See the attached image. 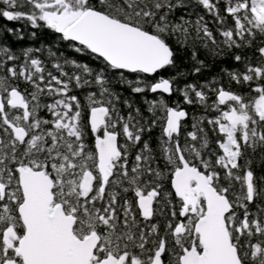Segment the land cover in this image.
Returning a JSON list of instances; mask_svg holds the SVG:
<instances>
[{
  "label": "snow or ice",
  "instance_id": "obj_1",
  "mask_svg": "<svg viewBox=\"0 0 264 264\" xmlns=\"http://www.w3.org/2000/svg\"><path fill=\"white\" fill-rule=\"evenodd\" d=\"M0 264H264V0H0Z\"/></svg>",
  "mask_w": 264,
  "mask_h": 264
},
{
  "label": "trees",
  "instance_id": "obj_2",
  "mask_svg": "<svg viewBox=\"0 0 264 264\" xmlns=\"http://www.w3.org/2000/svg\"><path fill=\"white\" fill-rule=\"evenodd\" d=\"M27 43V42H26Z\"/></svg>",
  "mask_w": 264,
  "mask_h": 264
}]
</instances>
